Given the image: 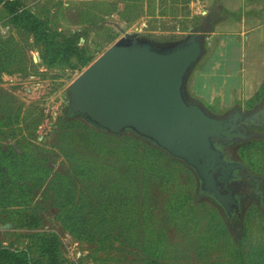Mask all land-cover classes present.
<instances>
[{"label": "rangeland", "instance_id": "1", "mask_svg": "<svg viewBox=\"0 0 264 264\" xmlns=\"http://www.w3.org/2000/svg\"><path fill=\"white\" fill-rule=\"evenodd\" d=\"M6 1L18 2L19 12H32L53 33L78 36L90 59L76 69L48 67L34 36L16 26L0 4V62L8 64L0 70V120L10 122L0 127V147L18 152L16 159L27 164L22 178L8 179L19 185L13 195L20 199L0 204V246L31 249L36 257L30 235L54 234L63 264H228L239 245L246 264H262L264 210L257 200L245 207L243 219L229 221L199 195L197 177L185 164L135 135L115 136L69 117L66 105L72 83L113 44L134 35L158 44L180 42L208 25L217 0L212 6L197 0ZM216 24L209 25L205 42ZM209 67L197 64L191 74L199 72L196 85L187 84V93L222 115L227 112L220 108L223 92H212L215 80L206 89L201 79ZM263 75L253 77L248 88L253 82L259 86ZM263 96L264 84L246 105ZM234 97L243 98L239 93ZM232 152L264 177V139ZM78 167L83 175L76 174ZM71 189L76 199L93 207L95 238L78 239L67 230L66 213L77 206L67 201ZM180 204L184 208L175 214ZM26 206L40 218L35 228L21 225ZM6 224L11 226L2 228ZM155 249L161 250L158 256Z\"/></svg>", "mask_w": 264, "mask_h": 264}, {"label": "water", "instance_id": "2", "mask_svg": "<svg viewBox=\"0 0 264 264\" xmlns=\"http://www.w3.org/2000/svg\"><path fill=\"white\" fill-rule=\"evenodd\" d=\"M207 33L204 26L173 44L136 35L113 44L72 83L66 105L69 117L115 136L135 135L185 164L201 191L229 217L235 202L221 193L225 175H215L220 169L229 173L231 167L217 142L251 136L188 96L187 84L205 54Z\"/></svg>", "mask_w": 264, "mask_h": 264}, {"label": "trees", "instance_id": "3", "mask_svg": "<svg viewBox=\"0 0 264 264\" xmlns=\"http://www.w3.org/2000/svg\"><path fill=\"white\" fill-rule=\"evenodd\" d=\"M0 4L5 5L11 21L16 26L26 29L34 36L36 42L43 48L42 60L48 67L53 68L61 65H68L69 68L76 69L77 67H85L88 65L90 57L83 48H80V38L78 36L73 35L66 37L60 33L51 32L48 29V25L44 21L37 19L32 12H19L18 2L0 0ZM218 4H220V0H217L216 7L210 14L206 28L219 21L229 18H238L236 14L223 9L221 6H217ZM58 38H60V40H58ZM0 51H2V49H0ZM72 59H76V63H73ZM7 65V63L3 65L0 62V70H7ZM8 123L10 122L7 121L6 123H2L0 120V127H9ZM10 128H12V126ZM0 153V204H18L16 201L20 198L14 196L13 191L14 189H20V187L15 180L14 182L8 179H14L16 177L22 178V172L27 164L24 161H21V159L17 160L16 158H19L17 155L18 152L9 151V148L6 149L5 147H0ZM82 172L83 169L81 167L76 169V174L83 175ZM101 194L104 195V192ZM120 198L121 197H117V200ZM67 201L70 204L77 205L75 206L76 209L74 211L69 210L66 213L65 224L67 230L78 239H83L85 236L95 238L92 231L93 218L91 215H93V207L90 205L91 203H88L81 198L76 199L75 193H73L72 189L69 191L67 190ZM183 208L184 206L182 204L178 205L177 209L175 207L174 213H180ZM25 209L29 210H26L25 221H22L21 225L29 227L30 229L37 227L40 223V218L33 210H31V206H26ZM207 232L208 234H211L209 230H207ZM29 238L31 239V247H33L37 253L36 257L33 256L31 249L11 250L7 247L0 246V264H63L61 252L59 251L58 237L56 235L53 234L52 236L47 237L45 234H35L30 235ZM159 251L161 250L155 249L153 254L158 256ZM246 258L245 253L241 250L239 245H236L234 258L228 264H246V262H248ZM151 264L158 263L153 262ZM262 264H264V261Z\"/></svg>", "mask_w": 264, "mask_h": 264}, {"label": "crops", "instance_id": "4", "mask_svg": "<svg viewBox=\"0 0 264 264\" xmlns=\"http://www.w3.org/2000/svg\"><path fill=\"white\" fill-rule=\"evenodd\" d=\"M197 1L212 6L216 0ZM220 3L223 9L238 18L219 21L209 34L205 50L210 52L207 56L204 54L206 57L203 56L200 62L210 67L209 71L206 70V77L201 79L206 83V89L215 80V87L211 86V90L223 92L219 97L220 108L230 111L236 106H246V101L253 99L264 84L263 79L259 86L253 82L248 88L253 77L262 76L259 71L264 70V0H220ZM228 28L232 29L227 32ZM195 72L188 81L189 88L196 85L199 72ZM237 93L243 98H235Z\"/></svg>", "mask_w": 264, "mask_h": 264}, {"label": "flooded vegetation", "instance_id": "5", "mask_svg": "<svg viewBox=\"0 0 264 264\" xmlns=\"http://www.w3.org/2000/svg\"><path fill=\"white\" fill-rule=\"evenodd\" d=\"M190 99L203 105V103L197 99ZM213 115L230 120V125H236L237 127L235 131L240 130L241 132H246L247 135L251 136L249 139H235L231 143L219 141L216 146L218 150L224 153L223 159L226 167H231L229 173H225L224 169H220V171L215 175L216 177L225 175L223 178L226 182H219V185L221 186V193L223 195H231V199L235 202V204L232 203L230 216L228 217L225 214L224 215L229 221L233 217H238L239 220H241L243 219L244 210H246L245 207L250 205V203L254 200H257L260 208L264 210V177L251 170L249 165L241 159L240 153H238L237 157L232 150L240 147L241 145L247 146L251 142L253 143L254 141H261L264 139V96L258 102L256 101L253 104L250 103V105H246L244 107L234 108L222 115ZM234 165H236V167H234ZM198 190L200 196L215 203L212 198H209L206 193L201 191L200 186ZM215 205L217 204L215 203ZM221 210L223 212V209Z\"/></svg>", "mask_w": 264, "mask_h": 264}]
</instances>
